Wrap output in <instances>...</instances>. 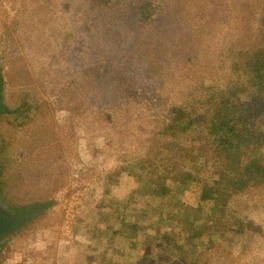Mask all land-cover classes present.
I'll return each mask as SVG.
<instances>
[{"label": "rangeland", "instance_id": "1", "mask_svg": "<svg viewBox=\"0 0 264 264\" xmlns=\"http://www.w3.org/2000/svg\"><path fill=\"white\" fill-rule=\"evenodd\" d=\"M263 21L264 0H0V204L43 210L0 264H264V182L204 202L211 147L164 133L210 88L251 94L234 64Z\"/></svg>", "mask_w": 264, "mask_h": 264}, {"label": "trees", "instance_id": "2", "mask_svg": "<svg viewBox=\"0 0 264 264\" xmlns=\"http://www.w3.org/2000/svg\"><path fill=\"white\" fill-rule=\"evenodd\" d=\"M146 12L145 7L139 9V14ZM237 56L234 67L241 73L240 80L244 78L246 81L241 87L251 90V94L242 98L241 92L232 88H210L206 98L196 101L198 106L206 107L202 116H195V106L173 107L169 111V123L164 132L173 139H177L179 134H194L191 136L193 145L203 142L204 146L211 147L219 179L214 186L204 187L202 201L216 200V207L221 206L230 193L264 182V35L249 48L241 46ZM26 110V104H22L17 109L16 118L26 114ZM9 113L11 117L15 114ZM199 128H203L202 132H199ZM177 146L181 148V145ZM3 150L0 144V186L4 175ZM190 176V173L179 171L175 183L187 188ZM160 179L164 184L167 177L160 174ZM153 192L165 195L166 187L159 191L153 189ZM182 251L186 253L183 248Z\"/></svg>", "mask_w": 264, "mask_h": 264}, {"label": "water", "instance_id": "3", "mask_svg": "<svg viewBox=\"0 0 264 264\" xmlns=\"http://www.w3.org/2000/svg\"><path fill=\"white\" fill-rule=\"evenodd\" d=\"M42 211V209H33L14 216L9 214L0 204V244L21 230Z\"/></svg>", "mask_w": 264, "mask_h": 264}]
</instances>
